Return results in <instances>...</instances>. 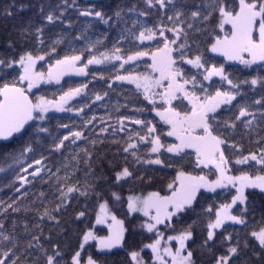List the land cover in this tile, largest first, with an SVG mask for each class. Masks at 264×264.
<instances>
[{"label":"snow or ice","instance_id":"snow-or-ice-1","mask_svg":"<svg viewBox=\"0 0 264 264\" xmlns=\"http://www.w3.org/2000/svg\"><path fill=\"white\" fill-rule=\"evenodd\" d=\"M187 3L143 0L144 10L133 5L127 12L137 18L131 20V27L123 21L125 26L111 47L106 35L90 38V25L75 36L61 30L53 39L46 30L57 21L71 28V23L64 24V16L76 0L71 4L64 0L62 8L57 5L47 13L41 4L43 23L30 20L20 29L19 39L28 46L17 47L11 39L4 45L0 51V141L20 142L18 155L9 154L20 163L37 147L46 148L49 156L64 157V162L53 165L55 171L47 168V177V166L28 173L33 168L29 164L22 171L33 180L18 174L8 185L19 195L0 201V264H106L104 257L113 250L126 253V264H198L197 250L211 255L208 264H238L249 248L256 259L244 264H264V0H203L190 9ZM14 6L4 8L2 14L12 16ZM25 7L22 4L20 10ZM78 11L81 17L94 16L113 26L109 24L112 17L106 19L101 10ZM124 11L114 12L117 22L123 20ZM153 11L159 18L152 26L139 19ZM73 76L92 79L64 81ZM96 79L107 89L87 91ZM42 85L58 87L46 91ZM118 85L131 86L125 89L131 93L126 99L144 102L131 107L137 115L121 114L116 124H108L94 112L89 116L92 105L104 101L108 90ZM258 89L259 98L248 95ZM120 107L116 105V111ZM149 112L154 118L145 116ZM55 113L72 114L67 117L71 123ZM98 119L108 126L99 127L94 123ZM52 120L66 132L53 135ZM125 121L139 127L125 131ZM241 127L242 136L251 137L249 143L255 145L247 154L236 139ZM108 128V142L116 145L114 155L124 163L117 166L108 160L105 170L106 157L94 160L93 150L78 142L95 148L98 142H106ZM118 130L123 137H117ZM44 158L42 153L35 164L42 165ZM149 171L160 173L166 186L127 197L112 190L134 181L151 184ZM36 181L48 185V191L42 189L29 199L25 185ZM258 194L257 206L252 197ZM81 197L84 207L77 208ZM92 197L98 206L94 221L88 220L87 202ZM257 207L262 213L260 226L249 229L247 218ZM117 210L123 218H118ZM20 213L33 214L31 226L16 218ZM202 217L206 224L198 241L194 226ZM8 220L10 225L5 223ZM62 220L69 225L87 220L70 253L52 235L54 229L57 234L65 231ZM18 224L23 225L22 231ZM225 225L233 226L232 232ZM105 229L107 233L101 235ZM241 231H246L243 240ZM126 233L140 236L139 245L133 240L129 249Z\"/></svg>","mask_w":264,"mask_h":264},{"label":"trees","instance_id":"trees-1","mask_svg":"<svg viewBox=\"0 0 264 264\" xmlns=\"http://www.w3.org/2000/svg\"><path fill=\"white\" fill-rule=\"evenodd\" d=\"M203 0H188L187 5L185 6L186 9L195 8L198 4H201ZM64 0H0V51L4 50V45L7 43L9 39L15 41L17 43V47L21 43H24L25 46L27 45L26 41H21L19 39L20 35V29L25 27L27 23L31 20L34 21L35 24H41L43 21L40 18V5H44V12L47 13L48 11L52 10L53 8H56L57 5H60L61 8L63 7ZM68 3L71 4L72 0H68ZM15 5L12 9L13 15L12 16H6L3 15V9L8 7L9 5ZM28 5V7H25L23 10H20L21 5ZM135 5L138 10H144L145 5L143 4V0H76L75 7H70L65 12L64 16V24L71 23V28H65L64 25L60 24L59 21L52 26L50 25L48 29L46 30L48 35L52 36V38H55V33L60 32L61 30L64 33H70L72 36H75L78 32L83 31L84 28L88 25H90L88 29V35L92 39H96L98 37H101L102 35H106L107 39L110 40V36L114 35L116 33L117 26L120 22L124 20H132L136 19L133 14L127 12V9ZM84 8H94L95 10H101L106 15L105 18L107 19L109 16L112 17L111 20H109V24L113 25L112 27H109L108 25H105L101 22H99L94 16L90 17H81L79 16L78 9H84ZM118 8H123L125 11L122 13L123 20L120 22L116 21V17L114 15V12ZM57 15H59V12H57ZM158 14L154 11L152 12V15L148 17H139V19L145 20V22L148 24V26H152L157 20H158ZM165 23H167V19L165 17ZM167 35L171 36V33H168ZM200 39H203V37H200ZM78 46L81 42H77ZM148 43V42H146ZM111 47V45H108ZM103 50V49H102ZM217 60L222 61L221 58H216ZM227 66V65H226ZM91 68H96L98 66H90ZM128 67V66H125ZM188 67V66H185ZM239 67V66H236ZM46 70V66H45ZM143 69H138V71H142ZM92 77H65L64 81H72V82H79L83 80H91ZM62 81V83H64ZM58 86L56 85H42V88L47 90H54ZM131 88L129 85H123V86H116V90H108L109 95L105 97L104 101L96 102L92 105V110L89 111V116L92 115L94 112L95 115L98 118H104L108 124H116L118 123V117L121 114H126L128 116H135L136 113L131 111V107L138 103H144L143 101H136L134 99H126L131 96V93L128 91H125V89ZM107 89V85L99 80L96 79L93 81L92 84H89V89L87 91H103ZM35 91V90H34ZM48 94L50 95V91H48ZM250 97L255 95L256 98H259L260 91L257 90L256 93L249 92L248 94ZM239 99V98H238ZM127 103L129 105L128 108H124L123 105ZM235 103V102H234ZM120 105L119 111H116L115 106ZM255 107V106H254ZM87 111V110H86ZM58 117H65L66 123H71L67 117L71 116L70 113H55L53 114ZM145 116L147 118H154V114L152 113H146ZM73 119L76 121V123H79V118L73 117ZM158 119V118H157ZM51 131L53 135L57 134H63L66 132L65 129L60 128L58 129L56 127V121L52 120L51 122ZM99 127H107L108 124L101 125L99 122V119L95 121ZM125 131H127L128 128L136 129L139 126L130 124L128 121H125ZM91 127V126H90ZM99 128H97V131ZM243 129L242 127L237 130L236 139L240 143L243 144L245 149V154H247V149L254 148L255 145L249 143V139L251 138H244L242 136ZM256 132H260V129L257 128ZM111 128H108V135L106 142L103 144H100L99 142L93 148V146L90 143H87L85 141H79L78 144L81 147H88L89 149L93 150V159L95 160L97 156H104L106 157V160L103 163V167L105 170H108V160H113L117 166L122 165L124 163L123 159H120L119 157L114 155V151L116 148V145H112L108 142V140L111 139ZM86 134H88L86 132ZM117 137H123V132L117 131ZM167 139V138H166ZM50 142V141H49ZM67 143V142H66ZM75 147V146H72ZM145 146L141 145V148L143 149ZM20 149V142L18 141H12L10 143H1L0 142V201L7 202L9 200L10 196L13 195H19L18 193L14 192L13 188H10L8 185L15 181L16 176L19 174L20 176H27L28 181H32L33 178L30 174L31 171L34 170V168L41 167V166H47L45 167V175L47 177V168H52L53 171H55V168L53 165H55L58 161L60 163L64 162V157L59 156L58 154H53L51 156L48 155V152L46 148L37 147V149L33 152L22 158V163L17 162L13 159L10 153L15 152V154L18 155ZM43 153L44 159H42V165H36L35 160L41 159V154ZM65 155L67 156L68 153L66 152ZM123 153H121V156ZM70 160V157H69ZM29 164L33 165V168L28 169V173H24L22 171V168H27ZM131 166V165H129ZM80 167L83 168V163L80 164ZM139 167V166H137ZM61 175H63V172H61ZM78 175H82V173H78ZM146 175L151 176L153 178L152 183H142L140 181H134L124 184L121 186H113L112 190L119 192L123 197L128 196L129 194H146L147 191H154L159 190L162 187L166 186V180L162 178L160 173H153V172H147ZM110 183V182H109ZM19 186L18 184L16 185ZM25 189L29 192V199L33 198L34 196L39 194L40 190L48 191V185L41 184L39 181H36L34 184H26ZM25 189H22L21 191H24ZM252 191V190H248ZM51 193L49 192V196ZM105 195L107 199L110 202V205L112 204V198L110 194L108 193L107 189L105 190ZM252 199L255 201L257 206L260 203V196L259 194L252 197ZM81 203L76 204L75 207L77 208H83L84 207V198H80ZM230 201V198H229ZM88 220L94 221V213L95 210H97L98 206L95 203V197H92L88 202ZM125 210H126V204H125ZM10 211V210H9ZM115 214L118 216V218H123L122 213L117 210ZM32 213H28L25 215L24 213H20L16 218L18 220H27L29 225L33 223L32 220ZM262 218V213L257 207V210L255 213H250L248 216L249 221V229L255 227L258 228L260 226L259 222ZM140 219H143L142 217ZM195 219V217H193ZM191 222V221H189ZM6 224L10 225V220L5 222ZM47 223L45 222V228L44 232L47 235L48 234V227ZM87 223V220L85 221ZM85 223L80 222H74L72 225H69L66 220H62V224H64L65 231L63 233L57 234L56 230L54 229L52 232L53 238L59 240L63 250L66 253H70L73 248L77 246V240L79 237V232L82 231L85 228ZM206 224V220L202 217L199 220H197L195 227V237L199 241L200 239V233L201 230L204 228V225ZM179 227V225L177 226ZM236 228H239L240 226H234ZM225 228L228 229V231L232 232L233 226L225 225ZM23 230V225L18 224V231ZM129 231H131V226H129ZM220 233L224 232V229L222 228L219 230ZM106 233V230L101 232V235H104ZM235 232H233V236H235ZM246 235V231L240 232L241 240ZM126 236H128L129 243L127 247L130 249L133 247L132 241L135 240L136 245L138 246L141 240L140 236H129L128 233H126ZM219 233L217 236V241L219 243ZM45 243H47L45 241ZM191 243V242H190ZM227 243V241L225 242ZM221 249H217V251H220ZM92 252H95V248L93 247L91 249ZM147 252V250H146ZM147 256L150 258L151 253L147 252ZM104 259L106 260V264H126L127 262V256L125 252H120L118 250H113V253H108ZM212 259L211 255L204 251L201 252L197 250V261L198 264H208V262ZM255 257L252 255V250L249 248L247 251L243 252L241 257L238 260V264H244L245 261H255Z\"/></svg>","mask_w":264,"mask_h":264},{"label":"rangeland","instance_id":"rangeland-1","mask_svg":"<svg viewBox=\"0 0 264 264\" xmlns=\"http://www.w3.org/2000/svg\"><path fill=\"white\" fill-rule=\"evenodd\" d=\"M125 25H124V22L122 21V22H120L119 24H118V26H117V29H116V33L114 34V35H112V36H110V40H106V43L108 44V45H111V42H112V40L115 38V37H117L118 35H119V31H120V29L121 28H123ZM128 27H131V20H128V25H127ZM92 39V38H91ZM93 40H95V39H93ZM211 55V54H210ZM222 59V58H221ZM73 77H75V76H73ZM127 197V196H126ZM136 215H138V214H136ZM106 230V229H105ZM106 233H107V230H106ZM105 233V234H106ZM104 234V235H105ZM173 244H174V242H173Z\"/></svg>","mask_w":264,"mask_h":264},{"label":"water","instance_id":"water-1","mask_svg":"<svg viewBox=\"0 0 264 264\" xmlns=\"http://www.w3.org/2000/svg\"><path fill=\"white\" fill-rule=\"evenodd\" d=\"M1 143H9V142H2V141H0Z\"/></svg>","mask_w":264,"mask_h":264}]
</instances>
